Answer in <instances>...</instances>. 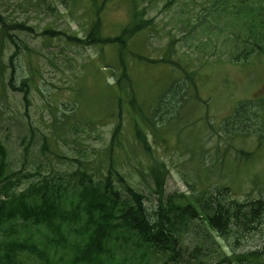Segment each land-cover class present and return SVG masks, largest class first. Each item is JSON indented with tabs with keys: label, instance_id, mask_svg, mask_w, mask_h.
Masks as SVG:
<instances>
[{
	"label": "rangeland",
	"instance_id": "374dc122",
	"mask_svg": "<svg viewBox=\"0 0 264 264\" xmlns=\"http://www.w3.org/2000/svg\"><path fill=\"white\" fill-rule=\"evenodd\" d=\"M143 1L148 3L149 0ZM108 3L104 29L106 34L116 36L126 16L125 3L122 0H109ZM84 5L80 3L70 13L66 8L70 6L69 0H0V15L4 20L23 23L33 29L32 34L11 32L19 46L28 48L13 58V70L10 57L14 47L9 41L2 40L0 31V143L5 147L8 166L22 168L33 176L23 180L21 187L41 180L51 170L73 172L80 166L76 160L82 159L83 151L93 161L87 166L97 167L105 160L96 152L109 141L113 123L108 120L106 126H91L94 119L105 120L100 117L102 83L110 78V71L97 60L99 48L69 47L56 41L46 43L41 36L43 31L52 30L85 37L88 24L82 15ZM252 9L254 13L250 14ZM258 13L264 16V0L152 2L149 17L154 19V28L137 35L134 47L141 46V54L158 61L166 54L168 43L175 41V53L170 55L172 61L192 63L190 70H198V82L196 89H186V101L176 108V115L166 116L169 119L160 129V137L165 141H155L149 132V142L155 150L154 159L136 152L125 159V171L132 174L131 179L137 183V188L145 193L149 212L157 207L156 196L149 194L147 189L146 168L153 160L163 163L168 171L166 194L195 195L207 188L212 193L220 191L226 199L239 204L246 203L248 195L250 201L259 199L261 188H264V139L254 132L250 136H246V132L235 137L241 130H233V123L228 126L224 123L234 118L233 114L245 102L264 98V42L261 38L256 43L259 50H255L246 61L232 59L253 43L246 44L248 38L244 31L248 19ZM114 52L112 47L102 49L109 61ZM95 61L98 69L93 67ZM172 67L162 63L145 65L133 60L132 78L136 80L139 102L155 104L172 79ZM31 72H35L34 85L29 92L30 105L25 109L22 92H12L8 81L13 73L16 87H21L22 82L30 79ZM50 111L57 118L66 114L69 124L78 122L84 133L78 137L72 135L74 138L65 142L50 144L46 159L40 151L43 136L52 128ZM96 111L99 113L95 114ZM85 119L86 125H80L85 124ZM24 148L27 149L25 154ZM234 150L244 151L247 158L235 159ZM81 165H85L84 160ZM135 168L144 170L143 175L136 174ZM227 187L229 193L225 194ZM255 228L245 230L242 227L234 231L235 236L222 240L210 230L216 245L209 247L201 222H192L180 239V259L169 264H200L211 258L222 259L233 253L262 249L264 219ZM209 248L212 250L210 258ZM161 263L158 258L152 261V264Z\"/></svg>",
	"mask_w": 264,
	"mask_h": 264
},
{
	"label": "trees",
	"instance_id": "16d2710c",
	"mask_svg": "<svg viewBox=\"0 0 264 264\" xmlns=\"http://www.w3.org/2000/svg\"><path fill=\"white\" fill-rule=\"evenodd\" d=\"M69 1L70 6L66 8L70 13L80 3L85 4L82 13L88 24L85 37L52 30L43 31L41 36L46 43L56 41L69 47L99 48L97 60L110 71V78L102 83L100 117L105 120L94 119L91 126H106L108 120L113 123L109 141L96 152L105 160L97 167L87 166L93 161L83 151L82 159L76 160L80 166L73 172L51 170L41 180L21 187L23 180L33 176L22 168L8 166L5 147L0 143V264H152L155 258L160 259L161 264L177 263L181 257V236L192 222H201L209 247L216 245L210 230L225 239L235 236L234 231L242 227L256 230L254 223L258 225L260 219H264V188H261L259 199L250 201L248 195L244 204L230 201L220 191L212 193L207 188L195 195L166 194L168 171L163 163L153 160L146 168L147 189L149 194L156 196L157 207L149 212L145 193L137 188V183L131 179L132 174L125 171V159L135 152L154 159L155 150L149 142V132L155 141H165L160 137V129L176 115V108L185 103V92L187 94L190 87L196 89L198 82V70H190L192 63L172 61L170 55L175 53V41L168 43L166 54L158 61L141 54V46L133 45L137 35L153 30L155 23L149 17V11L152 2L161 0H149L148 3L122 0L126 16L116 36L106 34L104 29L109 0ZM249 13L253 14L254 10ZM0 30L4 41L14 47L10 57L13 70V58L28 48L19 46L11 32L32 34L33 29L23 23H8L0 15ZM244 32L248 38L246 44L253 43L232 56L235 62L246 61L255 50H259L256 43L260 38L264 42V16L258 13L248 19ZM108 47L115 51L111 61L102 53V49ZM133 60L151 66L158 63L174 66L170 68L172 79L155 104L139 102L136 80L132 78ZM93 67L98 69L97 61L93 62ZM34 74L31 72L30 79L22 82L21 87H16L13 73L8 81L12 92H22L25 109L30 105L29 92L34 85ZM50 116L52 128L43 136L40 151L46 159L50 144L65 142L73 139L72 135L78 137L84 133L78 122L69 124L66 114L57 118L50 111ZM233 116L224 123L225 126L233 123V130H241L235 137L246 132V136H250L254 132L264 139V98L245 102ZM84 122L80 125H86L87 120ZM26 152L24 148V154ZM233 153L235 159L248 156L244 151L234 150ZM82 160L85 161L83 166ZM143 171L135 168L139 176ZM226 193H229L228 187ZM209 251L210 258L212 250L209 248ZM205 261L200 264H264V247L258 251L233 254L231 258L224 257L214 263L212 258Z\"/></svg>",
	"mask_w": 264,
	"mask_h": 264
}]
</instances>
